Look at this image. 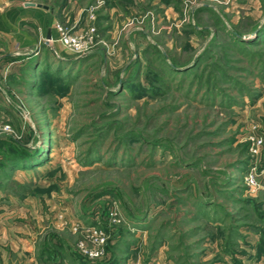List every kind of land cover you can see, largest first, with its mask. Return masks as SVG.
<instances>
[{"label": "rangeland", "instance_id": "obj_1", "mask_svg": "<svg viewBox=\"0 0 264 264\" xmlns=\"http://www.w3.org/2000/svg\"><path fill=\"white\" fill-rule=\"evenodd\" d=\"M0 87V264H264V0H0Z\"/></svg>", "mask_w": 264, "mask_h": 264}, {"label": "crops", "instance_id": "obj_2", "mask_svg": "<svg viewBox=\"0 0 264 264\" xmlns=\"http://www.w3.org/2000/svg\"><path fill=\"white\" fill-rule=\"evenodd\" d=\"M28 11H31L29 12L30 14H27ZM1 16H2L1 19L4 20L2 27L3 32L5 34H10L14 36L15 40H18L17 41L18 45H20L21 47L27 46L32 40V37L26 31L25 26L21 27V25H19V22L21 20L35 19L33 20V23H35L38 26V29L40 30V34L42 33L43 37H47L49 32H51L52 40L57 39L59 36L58 31L56 30L55 27H53V25L51 28L47 26V16L45 13V9L42 12L40 11L33 12L32 10L30 9L28 10L26 8L21 10L10 9ZM8 54L11 55L12 52H9ZM0 91H2L1 87H0Z\"/></svg>", "mask_w": 264, "mask_h": 264}, {"label": "built area", "instance_id": "obj_3", "mask_svg": "<svg viewBox=\"0 0 264 264\" xmlns=\"http://www.w3.org/2000/svg\"><path fill=\"white\" fill-rule=\"evenodd\" d=\"M59 31L61 32V42L69 49L73 51H84L88 48V42L85 40H82V38L78 36L69 35L66 33L63 28L60 26ZM10 130V127L8 125H0V132H8ZM260 139H253V145L256 146L255 152H257V149L260 148ZM247 184L249 185L251 190H255L257 187V180L256 176L253 172L249 173L246 176ZM84 245V244H82ZM105 238H101L96 240V243L90 248L85 250L86 253L89 254V256L93 258H99L104 256L105 254Z\"/></svg>", "mask_w": 264, "mask_h": 264}, {"label": "water", "instance_id": "obj_4", "mask_svg": "<svg viewBox=\"0 0 264 264\" xmlns=\"http://www.w3.org/2000/svg\"><path fill=\"white\" fill-rule=\"evenodd\" d=\"M48 39L51 38V32H49L48 36H47Z\"/></svg>", "mask_w": 264, "mask_h": 264}]
</instances>
